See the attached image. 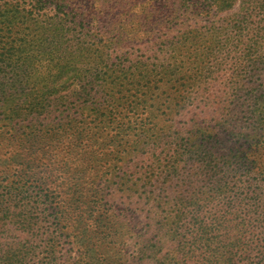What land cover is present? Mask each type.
Wrapping results in <instances>:
<instances>
[{
  "label": "trees",
  "instance_id": "trees-1",
  "mask_svg": "<svg viewBox=\"0 0 264 264\" xmlns=\"http://www.w3.org/2000/svg\"><path fill=\"white\" fill-rule=\"evenodd\" d=\"M24 3L21 18L40 33L38 45L48 40L42 38L44 33L51 35L47 41L51 52L62 41V59L54 60L53 79L74 71V63L66 64L72 59V52L68 59L64 51L69 47L95 45L101 53L109 47L112 52L128 47V62L115 64L120 67L117 79L122 75L136 87L144 80L146 95L154 93L146 100L145 137L133 135L131 151L155 138L167 148L142 183L143 204L137 210L143 214V225L136 231V224L113 214L114 209L101 201L100 182L94 178L96 169L92 171L95 155L81 151L76 178L86 188L87 204L79 228L87 222L100 224L98 243H118L121 250L134 240L144 264H264V141H259L254 128L237 131L235 113L226 117L237 107L249 109L255 104V90L245 86L258 71L264 72V0ZM85 80V84L94 82ZM141 114L127 116L126 124L136 127ZM10 116L11 123L14 113ZM18 141L43 144L48 138L0 135V145L8 148V156L0 161L6 170L12 169L16 152L11 147ZM249 151L258 153L252 161ZM176 154L189 156L183 171L174 162ZM36 176L32 180L41 187V195L58 206L62 218L66 209L53 195L64 182L62 176L50 180ZM93 262L85 257L83 264Z\"/></svg>",
  "mask_w": 264,
  "mask_h": 264
},
{
  "label": "rangeland",
  "instance_id": "rangeland-1",
  "mask_svg": "<svg viewBox=\"0 0 264 264\" xmlns=\"http://www.w3.org/2000/svg\"><path fill=\"white\" fill-rule=\"evenodd\" d=\"M25 1L0 0V135L30 134L38 140L48 138V142L28 145L18 141L11 147L16 152L12 169H4L5 163L0 162V264H83L85 257L93 264H144L137 256L134 240L121 250L118 243H98L100 224L87 222L79 228L87 203L86 188L76 173L81 168V151L95 155L92 171L96 169L94 178L100 182L101 201L114 209L110 210L113 214L136 224V231L143 225V214L137 210L143 204L139 198L142 183L161 163L167 148L155 138L149 144L141 141L142 148L131 151L133 135L145 137L146 100L154 93L146 95L144 80L136 79V87L122 75L117 79L120 67L115 64L128 62V47L117 52L109 47L102 53L95 45L69 47L64 51H68V59L71 51L72 59L66 64L74 63L75 69L53 79L57 68L54 60L62 59V41L58 40L56 52H51L47 45L51 35L44 33L42 38L48 40L38 45L40 33L21 18ZM87 78L94 82L85 84ZM246 82L245 88L256 92L254 106L237 107L226 117L235 113L237 131L247 133L254 128L259 141H264V72L258 71ZM10 113H14L11 123L7 121ZM103 113L108 116H100ZM137 113L143 114L131 128L126 117ZM69 144L70 151L65 154ZM7 149L0 145V161L8 156ZM247 154L251 161L258 156L252 151ZM188 157L176 154L174 162L181 171ZM262 158L264 162V155ZM38 174L49 180L62 176L61 188L53 192L59 206L66 209L62 218L58 217V206L42 196L41 187L32 180Z\"/></svg>",
  "mask_w": 264,
  "mask_h": 264
}]
</instances>
